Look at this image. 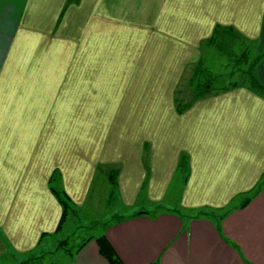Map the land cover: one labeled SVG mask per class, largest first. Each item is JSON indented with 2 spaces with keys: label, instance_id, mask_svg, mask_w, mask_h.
Returning <instances> with one entry per match:
<instances>
[{
  "label": "crops",
  "instance_id": "0c3cea01",
  "mask_svg": "<svg viewBox=\"0 0 264 264\" xmlns=\"http://www.w3.org/2000/svg\"><path fill=\"white\" fill-rule=\"evenodd\" d=\"M217 26L264 52V0H0V264L48 253L55 190L77 210L100 171H117L126 206L183 181L186 214L106 226L124 264H264V96L245 78L174 103ZM255 77L264 86V58ZM100 236L59 264H110Z\"/></svg>",
  "mask_w": 264,
  "mask_h": 264
},
{
  "label": "rangeland",
  "instance_id": "374dc122",
  "mask_svg": "<svg viewBox=\"0 0 264 264\" xmlns=\"http://www.w3.org/2000/svg\"><path fill=\"white\" fill-rule=\"evenodd\" d=\"M241 46L236 47L237 53L247 50L248 63L243 65V69L247 70L248 67L260 55L254 42H242L238 41ZM205 67L215 77V88H227L229 85L241 84L244 82L245 77L241 75L231 76V68L228 67L229 60L226 55L217 52L213 47L206 46V49L202 51V57ZM200 59V60H201ZM193 66V65H192ZM184 70L183 76H185V83L190 78L191 74ZM185 74V75H184ZM256 74V68L254 70ZM242 77V78H241ZM185 89V87H183ZM186 90V89H185ZM187 97L186 94L184 96ZM104 173L100 171L99 176L95 179L90 195L87 199L85 206L73 209L70 208L64 223L62 224L61 232L51 239L48 253L43 254L40 258H27V259H6L3 262L5 264H59L64 257L68 255V252L74 253L83 243L88 239L100 236L106 226L113 221L130 216L140 211H146L150 214L159 212V206L175 209L180 214H186L180 206V196L183 186L181 178L173 181L172 187L168 193L166 199L159 204L151 202L147 199L145 194H142L135 205L126 206L119 194L117 186L112 184L116 178L109 179L103 176ZM113 176V175H112ZM240 202L242 200L238 199ZM3 263V264H4Z\"/></svg>",
  "mask_w": 264,
  "mask_h": 264
},
{
  "label": "trees",
  "instance_id": "16d2710c",
  "mask_svg": "<svg viewBox=\"0 0 264 264\" xmlns=\"http://www.w3.org/2000/svg\"><path fill=\"white\" fill-rule=\"evenodd\" d=\"M71 1V0H69ZM238 41L252 43L249 39H246L238 31L232 27H223L217 26L214 29L212 36L207 40L206 45L213 47L217 52L226 55L229 60L228 67L231 68L230 75H241L242 77L247 78L250 86L257 90L262 96H264V86L257 80L254 74V70L258 63L264 58V52L260 54L257 59L251 64L247 70L243 69V65L248 63V54L247 50L237 53L236 47L240 45ZM188 73L191 74L190 78L187 79L185 83V76H182V79L174 93V103L178 107L179 111L186 110L193 103L204 99L207 96L213 95L214 93L220 91H226L234 88L237 84L229 85L227 88H215L216 79L211 72L205 67L203 59L191 66ZM188 69V67H187ZM186 69V71H187ZM185 75V74H184ZM185 87V89L183 88ZM191 93V96L188 97V94ZM186 94V98L184 97ZM182 167L185 164V159L182 160ZM113 175V176H112ZM110 176L112 179L117 178V171L111 172ZM115 180V179H114ZM115 187L116 180L112 183ZM260 185L254 189V192L251 193L244 203L243 207L246 206L250 200L260 191ZM55 193L63 207V216L61 225L64 223L66 215L71 206V201L69 197L63 191L55 190ZM143 213V212H140ZM97 243L99 246L100 253L110 264H124L123 261L114 251L113 247L110 245L109 241L102 235L97 238ZM85 243H83V246Z\"/></svg>",
  "mask_w": 264,
  "mask_h": 264
}]
</instances>
